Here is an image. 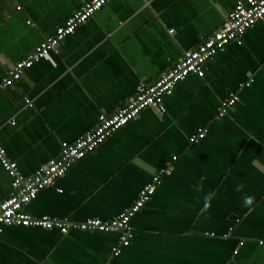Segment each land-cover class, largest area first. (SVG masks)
<instances>
[{
	"label": "crops",
	"instance_id": "crops-1",
	"mask_svg": "<svg viewBox=\"0 0 264 264\" xmlns=\"http://www.w3.org/2000/svg\"><path fill=\"white\" fill-rule=\"evenodd\" d=\"M85 1L0 0V79ZM236 2L109 0L57 53L0 89L8 158L33 174L63 141L84 135L218 30ZM203 70L165 97V112L142 110L25 207L34 216L112 218L171 163L131 219L128 246L113 253L118 231L8 225L0 228V264H264V20ZM235 93L239 101L218 117L221 100ZM199 127L206 136L190 142ZM11 180L0 162V201Z\"/></svg>",
	"mask_w": 264,
	"mask_h": 264
},
{
	"label": "built area",
	"instance_id": "built-area-1",
	"mask_svg": "<svg viewBox=\"0 0 264 264\" xmlns=\"http://www.w3.org/2000/svg\"><path fill=\"white\" fill-rule=\"evenodd\" d=\"M109 0H86L66 20L64 25L46 36L34 50L24 59L11 66L5 77L0 79V89L12 86L21 79L25 69L30 68L42 58L59 51V42L72 34L77 26L104 6ZM264 20V0H237L232 11L227 15L222 26L190 50H186L178 62L170 69L163 71L153 82L142 81L136 88L135 95L111 114L102 113L97 123L84 135L74 141H63L58 155L50 158L33 174L20 172L17 162L8 158L5 148L0 143V162L11 176L9 195L0 201V228L8 225L58 229L66 234L70 230H96L100 232H120L119 243L113 247L115 255L131 243L134 231L131 219L140 211L145 203L155 194L162 178L172 173L173 166L168 163L160 167L151 180L139 191L136 199L119 214L112 218L89 217L84 220H73L68 217H53L48 214L34 216L25 210L38 193L53 185L66 175L69 168L79 159L94 152L114 132L134 120L147 107L157 108L165 112L164 99L171 94L175 86L189 74L204 75L203 65L219 52H223L231 43L241 45L245 32L255 24ZM173 32V30H170ZM239 101L237 93L221 100L217 116L223 117L228 110ZM32 105L30 100H26ZM208 128L199 127L189 140L197 142L204 138ZM176 156L173 157L175 159ZM212 235V234H211ZM240 245L243 241L239 242ZM238 252V248L234 253Z\"/></svg>",
	"mask_w": 264,
	"mask_h": 264
}]
</instances>
